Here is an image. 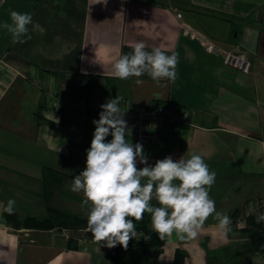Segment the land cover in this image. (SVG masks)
<instances>
[{"label":"crops","instance_id":"0c3cea01","mask_svg":"<svg viewBox=\"0 0 264 264\" xmlns=\"http://www.w3.org/2000/svg\"><path fill=\"white\" fill-rule=\"evenodd\" d=\"M13 10L30 13L41 27L29 25L25 43H13L0 28V205L15 200L20 217L43 218L53 207L87 219L89 206H81L83 193L71 184L86 166L95 119L78 112L117 95L122 108L169 104L183 120L154 121L153 137L140 143L148 164L201 155L216 173L209 196L231 218V230L222 234L213 214L195 238L166 236L156 255L130 250L154 254L143 264L171 263L177 249L185 264H264V254L250 255L240 220L264 199V0H0V23ZM181 24L221 48L244 52L250 73L224 65ZM137 42L146 51L179 54L175 83L112 75L114 60ZM47 92L64 105L48 108ZM128 128L126 140L138 143L136 128ZM86 232L15 229L0 211V264H112L111 248ZM69 238L77 248L66 246ZM125 252L124 259L140 260Z\"/></svg>","mask_w":264,"mask_h":264},{"label":"clouds","instance_id":"9594fccd","mask_svg":"<svg viewBox=\"0 0 264 264\" xmlns=\"http://www.w3.org/2000/svg\"><path fill=\"white\" fill-rule=\"evenodd\" d=\"M96 2L106 4L107 0ZM9 16L10 21L0 23V28L10 34L13 43H25L31 38L29 25L34 30L41 27L33 22L30 13L13 10ZM131 47L132 52L119 55L112 63L115 78L126 80L147 74L158 84L162 80L176 82L177 52L166 54L158 47L146 51L143 42ZM136 83L143 81L137 79ZM122 100L123 97L117 95L100 105L99 119L92 121L95 130L86 150V166L74 176L71 184V191L83 193L81 206H89L87 229L95 241L108 248L119 244L127 249L131 238L139 239L133 219L142 220L144 213L151 214L152 229L160 239L173 232L181 238H195L213 214L219 231L226 235L231 230V218L217 212L209 196L216 173L195 153L175 161L165 156L149 165L143 145L126 140L130 133L123 118L125 111L120 107ZM109 135L112 139L106 142ZM137 162L144 166L138 169ZM153 199L159 206L151 204ZM15 203L9 199L5 205H0V211L12 215ZM255 222H264V214L258 215Z\"/></svg>","mask_w":264,"mask_h":264},{"label":"trees","instance_id":"16d2710c","mask_svg":"<svg viewBox=\"0 0 264 264\" xmlns=\"http://www.w3.org/2000/svg\"><path fill=\"white\" fill-rule=\"evenodd\" d=\"M153 206H159L158 202H151ZM245 211L240 213L241 219L244 221V226L241 227L242 231L247 236L248 250L250 255L264 254V222L256 223L255 218L264 214L262 210L260 213L245 215ZM8 225L15 229L29 228L37 230H53V229H72L79 230L85 229L87 236L94 238L92 233L87 229V219L81 218L77 215L70 214L68 212L59 210L57 208L48 207L47 214L43 218H36L33 216L20 217L15 211L12 215L4 213ZM239 216V217H240ZM133 219V218H132ZM133 223L136 227L137 233L140 232L142 239L136 240L135 238L129 240L127 249L138 246L142 248L144 252H152L155 255L160 251V247L163 244V239H160L156 232L153 231L151 225V214L144 213V217L140 221ZM148 237V240H144V237ZM66 246L69 248H77L76 241L69 238ZM154 247V248H152ZM122 248L119 244L116 247L111 248L108 255L112 264H143L141 260H133L130 258H123V253L127 250ZM141 249V250H142ZM185 252L181 249L175 251L174 260L171 263L165 264H185ZM149 264H159L155 261Z\"/></svg>","mask_w":264,"mask_h":264},{"label":"built area","instance_id":"2783aa9c","mask_svg":"<svg viewBox=\"0 0 264 264\" xmlns=\"http://www.w3.org/2000/svg\"><path fill=\"white\" fill-rule=\"evenodd\" d=\"M177 17L180 18L181 14L177 13ZM181 27L182 30H185L184 33H188L192 38L200 39L201 44L206 51L215 55H221L224 65L239 70L242 73H250L252 62L244 52L240 51L239 49L221 48L212 41L199 36L196 32L190 30L185 24H181ZM46 94L47 96L45 105L48 108L58 109L64 105V102H61L60 99L52 92H47ZM101 110L102 109L100 107L95 106L93 109H90V111H81L78 112V114L83 119L92 117L97 120L99 119V112ZM121 110L125 111L123 118L126 120L128 127L136 128V137L138 143H144L153 137L151 128L153 124L156 123L154 121L166 119L170 122L177 123L183 120L182 115L177 113L174 110V107L169 104L153 108L121 107ZM262 210L264 211V199L255 202L244 212V214L247 216L250 214L260 213ZM241 221L244 226V221Z\"/></svg>","mask_w":264,"mask_h":264},{"label":"rangeland","instance_id":"374dc122","mask_svg":"<svg viewBox=\"0 0 264 264\" xmlns=\"http://www.w3.org/2000/svg\"><path fill=\"white\" fill-rule=\"evenodd\" d=\"M37 92L38 91H36L35 89H33V95L34 96H37ZM243 226V225H242ZM85 234V233H84ZM80 235V234H79ZM138 238L139 239H137V238H135L136 240H141L142 239V236L140 235V233H138ZM146 238V239H145ZM131 239H133V238H131ZM130 239V240H131ZM144 240H148V237L146 236V237H144L143 238ZM125 255L127 256V257H133V258H137V259H140L141 261H148V260H150L151 258H152V256L154 257V254H150V255H145V254H142V253H140L139 254V249H137V248H134V249H129L128 251H126L125 252ZM228 263V262H227Z\"/></svg>","mask_w":264,"mask_h":264}]
</instances>
